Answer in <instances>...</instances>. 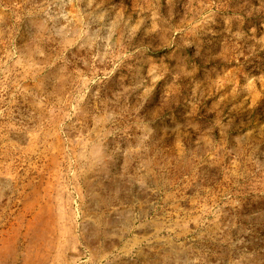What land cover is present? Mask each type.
I'll list each match as a JSON object with an SVG mask.
<instances>
[{"label":"rangeland","instance_id":"374dc122","mask_svg":"<svg viewBox=\"0 0 264 264\" xmlns=\"http://www.w3.org/2000/svg\"><path fill=\"white\" fill-rule=\"evenodd\" d=\"M0 264H264V0H0Z\"/></svg>","mask_w":264,"mask_h":264}]
</instances>
